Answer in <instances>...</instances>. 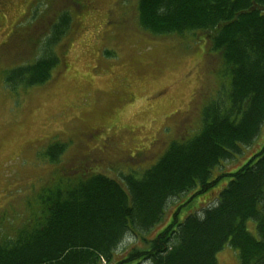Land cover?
Returning <instances> with one entry per match:
<instances>
[{"label":"rangeland","instance_id":"374dc122","mask_svg":"<svg viewBox=\"0 0 264 264\" xmlns=\"http://www.w3.org/2000/svg\"><path fill=\"white\" fill-rule=\"evenodd\" d=\"M62 14L68 27L54 40L51 25ZM200 35L151 34L138 23V0H0L2 227L33 222L46 190L97 173L118 180L153 164L171 141L194 136L203 106L227 83L223 59ZM47 48L60 60L47 82L16 89L5 83L8 71ZM54 140L66 148L50 163L43 153ZM263 145L264 122L240 153L219 161L213 176L235 171ZM227 180L170 200L145 236L163 228L179 206L181 219L215 203ZM247 227L255 235L254 222ZM133 241L124 237L115 261ZM216 258L239 264L238 251L227 244Z\"/></svg>","mask_w":264,"mask_h":264},{"label":"trees","instance_id":"16d2710c","mask_svg":"<svg viewBox=\"0 0 264 264\" xmlns=\"http://www.w3.org/2000/svg\"><path fill=\"white\" fill-rule=\"evenodd\" d=\"M69 20L62 14L51 25L54 40ZM138 23L153 35L203 33L223 59L226 85L203 106L199 131L171 141L150 166L118 180L97 173L60 184L39 196L33 222L8 230L0 224V264H219L226 244L238 251L239 264H264V145L235 171L213 176L264 122V0H138ZM47 51L8 71L5 83L16 89L47 82L60 62ZM65 148L54 140L43 157L54 163ZM224 177L215 203L181 219L179 206L145 236L170 200L204 194ZM127 234L134 241L115 261Z\"/></svg>","mask_w":264,"mask_h":264}]
</instances>
